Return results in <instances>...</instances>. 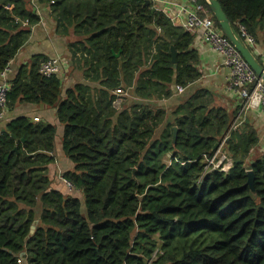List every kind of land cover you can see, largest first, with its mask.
<instances>
[{"label": "trees", "instance_id": "16d2710c", "mask_svg": "<svg viewBox=\"0 0 264 264\" xmlns=\"http://www.w3.org/2000/svg\"><path fill=\"white\" fill-rule=\"evenodd\" d=\"M145 1L36 0L50 9L58 33L75 24L85 37L68 50L92 86L77 84L62 97L59 75L40 73L41 55L9 79L6 113L17 104L57 108L74 167L62 177L67 194L51 189L55 128L27 118L5 123L0 264H264V153L252 155L256 133L230 131V116L204 90L184 98L161 129L166 113L154 102L172 97L173 80L187 90L200 73L192 34ZM217 1L242 42L240 26L264 45V0ZM30 6L0 0V73L40 21ZM124 87L133 100L116 109L115 92ZM223 139L231 167L205 171Z\"/></svg>", "mask_w": 264, "mask_h": 264}, {"label": "crops", "instance_id": "0c3cea01", "mask_svg": "<svg viewBox=\"0 0 264 264\" xmlns=\"http://www.w3.org/2000/svg\"><path fill=\"white\" fill-rule=\"evenodd\" d=\"M31 9H35L40 21L31 30L28 42L18 52L13 62L7 67L9 69L6 75V81L9 84V79L14 77L20 66L28 64L35 56L41 55L47 58L46 61L57 59L60 62L59 77L62 81V97L65 93L72 89L75 85L80 83H87L90 87L92 83L84 79L83 71L85 68L82 65L73 64L70 59L68 47L70 44L81 41L85 37L75 32L76 25L73 24L69 28V33L63 35L58 33L57 26L54 20V15L47 7L39 6L36 0H25ZM163 3H177L182 4L184 0H161ZM153 9V8H152ZM74 23V22H73ZM193 36V43L190 49L195 51L198 57L197 68L200 73L198 81L189 89H184V92L179 94L176 91L175 80L171 84L173 95L166 100H159L154 102L156 108L165 111L166 116L161 129L168 123H173V110L186 98L191 92L196 90H204L209 94L214 108H222L226 110L230 116L231 130L237 128L252 129L255 131L258 138V145L254 149L252 155H262L264 153V115L260 110H245L242 107V101L238 95L229 89V69L223 66L222 57L218 55L210 45L202 40V33L200 31L191 33ZM261 34H258L260 39ZM255 56L260 58L264 54V45L261 40L251 47ZM176 68V67H175ZM174 68V69H175ZM5 71V70H4ZM3 71V72H4ZM2 72V73H3ZM0 73V83L2 82ZM96 85V83H93ZM123 96L120 97V104L118 109L128 106L133 97L128 93V87L122 88ZM57 108L46 107L44 105H28L17 104L12 112L5 113L4 119L0 122V132L3 131L5 123L18 118H27L33 122H40L49 124L55 128L54 138V162L48 167V176L51 181V189L67 194L68 188L64 183L63 175L73 170L74 165L64 155L62 148V136L64 125L60 124L56 117ZM173 131V129H172ZM225 142L223 139L215 152L220 148L222 154V146ZM224 157H226L224 155ZM227 164L231 167V162L227 160Z\"/></svg>", "mask_w": 264, "mask_h": 264}, {"label": "built area", "instance_id": "2783aa9c", "mask_svg": "<svg viewBox=\"0 0 264 264\" xmlns=\"http://www.w3.org/2000/svg\"><path fill=\"white\" fill-rule=\"evenodd\" d=\"M155 12L162 14L170 23L182 28L183 30L195 33H202V40L210 45L212 49L222 57L223 66L229 69V89L238 95L242 101V107L245 110H260L264 115V86L255 76L249 66L241 58L240 54L222 35L221 31L215 26L210 12L198 0H184L182 4L168 3L161 0H149ZM240 36L248 47L255 45L254 39L249 36L244 27L240 26ZM261 62L264 66V54L261 56ZM9 69L6 68L1 74L2 82L0 83V122L4 119L6 113L7 94L9 84L6 81V75ZM60 62L57 59L46 61L40 68V73L45 77L59 75ZM177 93L184 92L182 87H176ZM115 94L122 95L121 90H116ZM120 99L114 102V107L119 108ZM219 158L216 161V158ZM227 159L220 154V148L214 155L206 160L205 171L208 169H221L227 165ZM230 167H228L229 169ZM68 188L71 185L64 181Z\"/></svg>", "mask_w": 264, "mask_h": 264}, {"label": "water", "instance_id": "95a60500", "mask_svg": "<svg viewBox=\"0 0 264 264\" xmlns=\"http://www.w3.org/2000/svg\"><path fill=\"white\" fill-rule=\"evenodd\" d=\"M205 3L215 19L216 23L218 24L222 35L230 42V44L235 48V50L240 54L241 58L245 61V63L249 66L255 76L261 81L262 85L264 86V66L262 62L255 56L253 51L248 47L244 42L240 40L238 35L233 31L231 24L226 17L225 13L222 10L221 5L217 0H205ZM146 5H150V1H145ZM155 10L152 9V12ZM118 56V55H115ZM170 63L176 67L177 64V52L174 47H170L169 52ZM177 128H173V142L176 140L177 136ZM218 144H215L213 150L218 148ZM247 186L250 190L254 193V177L251 171H247ZM37 221L30 228V234L32 235L35 230V225ZM23 256V255H21Z\"/></svg>", "mask_w": 264, "mask_h": 264}, {"label": "rangeland", "instance_id": "374dc122", "mask_svg": "<svg viewBox=\"0 0 264 264\" xmlns=\"http://www.w3.org/2000/svg\"><path fill=\"white\" fill-rule=\"evenodd\" d=\"M219 160V158L217 157L216 158V161H218ZM228 167H229V165L227 164H225L224 166H223V168H224V171H227L228 170Z\"/></svg>", "mask_w": 264, "mask_h": 264}]
</instances>
